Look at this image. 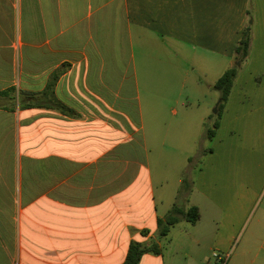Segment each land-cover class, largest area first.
<instances>
[{
  "label": "crops",
  "instance_id": "obj_1",
  "mask_svg": "<svg viewBox=\"0 0 264 264\" xmlns=\"http://www.w3.org/2000/svg\"><path fill=\"white\" fill-rule=\"evenodd\" d=\"M185 50L217 54L220 78L239 67L192 193L219 216V251L241 236L233 264H264V0H0V264H124L134 241L160 249L140 264H175L158 222L183 181L159 196L151 153L177 163L200 102L151 84L181 89Z\"/></svg>",
  "mask_w": 264,
  "mask_h": 264
},
{
  "label": "rangeland",
  "instance_id": "obj_2",
  "mask_svg": "<svg viewBox=\"0 0 264 264\" xmlns=\"http://www.w3.org/2000/svg\"><path fill=\"white\" fill-rule=\"evenodd\" d=\"M196 54L198 57L193 58L195 55L194 52L183 51L182 68L184 72H188V77L184 78L186 82L183 83L181 89L178 84H163L157 82L151 84L152 92L154 93L163 92L164 90L162 88H166V91L172 94H179L181 92L184 95V103L188 99L194 102H200L199 105L194 107L196 114L193 117V121L195 119L198 121L191 123V126H185L180 133H183V139L179 147L183 150L181 158L178 159L177 163H156V150L153 151L155 154L151 153V167L158 180L156 183L159 182V173L164 174L161 171H166L167 173V183L163 186L157 185V194L159 196L164 194V199H167V197L170 198V196L178 194L183 181L182 192L184 195L181 196L179 204L181 207L178 206L182 209L185 207V211L188 210V207L196 206L200 209L201 213V222L199 221L200 223L197 226H192L184 219L175 226V229L172 230V234L169 237L170 240H173V244L171 246L169 244L166 247L165 256L166 261L173 262L174 260L175 264H233L237 261L236 255L239 251L241 236H238L232 244L229 255L219 251L214 245L215 236L219 228V216L214 210L209 209L210 204L204 196L196 192L192 193L196 175L202 167V154L211 146V143L207 140V131L213 128V123L207 122L203 124L201 122V119L208 114L205 103L211 102V99L214 97L213 95L219 94L215 90L212 93L209 92L208 86L215 84L219 80L226 62L218 57L217 54L212 55L208 53L205 56L200 52ZM157 75H154L152 79L157 81L160 78ZM216 111V107L209 111L210 117L214 121L217 119L218 111ZM171 135L174 141L177 140L175 137L178 136V132L175 126ZM203 135L206 138H203ZM153 145L154 143L152 141ZM199 153L202 154L198 155ZM188 154H193L192 163L190 164L186 159ZM175 250L179 251V255H176V258L173 259L172 251ZM215 255H218V257H215ZM261 262L264 263V261H260L259 263Z\"/></svg>",
  "mask_w": 264,
  "mask_h": 264
},
{
  "label": "trees",
  "instance_id": "obj_3",
  "mask_svg": "<svg viewBox=\"0 0 264 264\" xmlns=\"http://www.w3.org/2000/svg\"><path fill=\"white\" fill-rule=\"evenodd\" d=\"M253 40V27L248 25L242 33V38L235 48L236 59L238 63H243L248 60L251 51ZM239 75V67H233L227 70L221 78L215 83V89L220 93V105L218 107L217 119L214 122L213 128L207 131V139L214 140L216 132L220 127L221 119L232 93L235 81ZM57 76L52 79L48 90L54 86ZM57 107L64 111L68 109L62 104H57ZM182 219L186 220L189 224L195 226L201 220L200 209L192 206L189 210L185 211L179 206L173 207L169 215L164 219H160L158 224L160 228V237H167L171 229L175 227ZM160 249L157 244L145 246L139 242H132L130 244L128 254L124 264H140L144 255L148 253H159Z\"/></svg>",
  "mask_w": 264,
  "mask_h": 264
},
{
  "label": "water",
  "instance_id": "obj_4",
  "mask_svg": "<svg viewBox=\"0 0 264 264\" xmlns=\"http://www.w3.org/2000/svg\"><path fill=\"white\" fill-rule=\"evenodd\" d=\"M219 105H220V101H219V103H218V105H217V107H216V108H217V111H218V107H219ZM217 111H216V112H217Z\"/></svg>",
  "mask_w": 264,
  "mask_h": 264
},
{
  "label": "built area",
  "instance_id": "obj_5",
  "mask_svg": "<svg viewBox=\"0 0 264 264\" xmlns=\"http://www.w3.org/2000/svg\"><path fill=\"white\" fill-rule=\"evenodd\" d=\"M215 257H218V255H215Z\"/></svg>",
  "mask_w": 264,
  "mask_h": 264
}]
</instances>
